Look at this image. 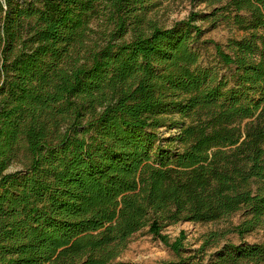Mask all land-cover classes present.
Wrapping results in <instances>:
<instances>
[{
  "label": "trees",
  "instance_id": "obj_1",
  "mask_svg": "<svg viewBox=\"0 0 264 264\" xmlns=\"http://www.w3.org/2000/svg\"><path fill=\"white\" fill-rule=\"evenodd\" d=\"M164 1L0 0V264H131L145 227L178 256L162 264H189L166 226L264 230V0L170 27ZM198 20L241 35L206 41ZM209 264H264V244Z\"/></svg>",
  "mask_w": 264,
  "mask_h": 264
},
{
  "label": "rangeland",
  "instance_id": "obj_2",
  "mask_svg": "<svg viewBox=\"0 0 264 264\" xmlns=\"http://www.w3.org/2000/svg\"><path fill=\"white\" fill-rule=\"evenodd\" d=\"M222 2L212 0H167L162 3L158 10L151 14L160 26L170 27L175 22L185 19L189 13H208L213 8L221 5ZM197 24L204 29L203 39L218 43H225L233 36H240L241 33L226 24L213 26L205 20H198ZM96 34H92V39H97ZM201 53L204 61H213V49L210 43L202 46ZM172 130L171 132H173ZM161 129L162 136H168L169 133ZM20 168L19 164H13L9 171ZM242 220L241 212L216 222L194 223L179 222L166 226L163 233L168 235L171 241H174L181 232L184 233V249L181 256L187 258L189 264H209L212 254L221 248L225 243H260L264 244V230L256 229L244 236L238 235L233 229ZM217 233V241L212 245L202 248L201 245L209 233ZM178 256L162 241L155 238L145 227L135 234L129 240L126 249L117 258V261L129 262L131 264H162L165 261H177Z\"/></svg>",
  "mask_w": 264,
  "mask_h": 264
}]
</instances>
